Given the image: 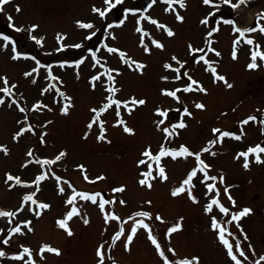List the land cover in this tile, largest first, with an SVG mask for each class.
Wrapping results in <instances>:
<instances>
[{
    "label": "rangeland",
    "instance_id": "374dc122",
    "mask_svg": "<svg viewBox=\"0 0 264 264\" xmlns=\"http://www.w3.org/2000/svg\"><path fill=\"white\" fill-rule=\"evenodd\" d=\"M15 1L20 2L22 9L19 7L17 12L16 6V17L10 15V9L1 11L4 19L0 24L10 22L8 18L11 17L18 27L35 26V31L46 37L50 48L36 49L30 44L27 34L13 32V35L18 36V42L24 43L25 48H34L43 56L42 59L53 61L52 71H57L62 78H59V83L54 82L56 87L51 85L50 89H46L44 79L48 80L45 71L37 69L31 72L39 64L19 56L25 48L19 45L13 48L11 55L9 49L2 50L0 47V89L7 86L12 97L18 99V105L9 100L0 104V143L7 150H12V155L31 151L30 157L34 160L39 159V155L48 158L65 153L55 166H46L45 170H52L60 180L73 183L81 193L87 192L98 200H103L100 198L102 195L97 193V189H101L109 201L101 209L98 201L93 203L77 195L72 204H66L63 202L65 195H56L54 185L47 180L41 196L49 207L42 208L41 212L24 210L14 224V228H20V232H14L16 237L33 252L32 263H24L99 264L97 250L102 246L103 264H165L167 254L163 252L162 257L164 249L161 247L167 239L170 264L183 260H192L193 264H235L219 238L220 228H223L225 238L232 244L233 253L241 263L264 264V161H251L249 170L241 159L233 157L237 150L249 145L264 147V59L258 55L255 61L252 59L254 52L264 54V33L258 32L256 40L250 45L252 50L256 47L253 53L241 39L235 49H231L237 42L236 36L233 37V24L223 22L231 20L236 26L249 27L259 21L264 25V20L258 16L264 12V0L239 2L234 9L231 7L236 0H231L230 4L212 0V5H205L203 0H185L184 8L179 4L172 5L175 11L169 6L162 7L159 0L155 3L149 0L151 6L146 9L140 8L143 0H121L119 4L112 0L116 6L107 13V22L119 18V23L105 31L102 30L103 18L90 12L91 3L103 6V0ZM125 7L127 10L132 7L137 13H126ZM176 13L184 19L177 20ZM212 13L214 15H210ZM82 18L91 19L92 30L79 27L78 22H82ZM205 18L208 23L202 24ZM153 20L165 27H158V23L151 22ZM137 28L142 31H137ZM166 28H170L174 35L169 37ZM210 31L212 35L208 36ZM55 32L67 38L65 50L53 56L52 34ZM209 39L213 49L219 52V56L209 52L211 59H220L215 64V72L222 74L219 76H223L224 80L217 79L216 83H211L204 79L207 93L196 90L185 92L180 88L176 97L162 96L159 92L162 87L176 91V84H187L177 78L176 69H172L175 64L172 58H180L184 63H181V70L185 72L193 59L189 56L188 46L202 48ZM153 41L161 43L163 48H157ZM76 44L81 47H74ZM94 44L99 46L96 60L85 51ZM111 47L120 49L131 61L123 60L118 53L108 52L107 48ZM14 56L18 58L13 59ZM77 61L83 62L75 64ZM133 61L143 64V69H137ZM253 62L257 66L250 68L249 64ZM100 64L108 66L111 72L101 74ZM165 65L171 67L166 68ZM198 68H192L190 73L203 79L207 76L204 73L206 70ZM29 72L32 75L26 76L25 73ZM107 73L113 80L107 78ZM95 75L98 80H93ZM4 78L8 81L7 85ZM228 84L232 87L229 88ZM113 87L117 89L114 93L110 91ZM0 97L9 98L4 92H0ZM132 98L143 99L145 104H128V108L132 109L129 112L124 104ZM113 99H122L118 110L114 108ZM108 102L110 108L106 106L97 117L92 110ZM69 103L71 106L65 114L62 108ZM198 103L205 107L196 108ZM20 108L25 111L21 112ZM184 108L191 112V116L184 114ZM160 112L167 113L165 120L161 119L164 116ZM245 115L244 120L249 117L256 119L248 124H244V120L239 122ZM26 122L30 125L24 124ZM180 122L186 127H173ZM29 127L30 131L17 135L21 129ZM125 127L132 131L126 132ZM165 128L168 132L163 133ZM213 129L240 135L241 139L228 136L213 144L211 142L220 135L213 133ZM182 146L193 155L177 156L175 159L166 155L162 156V163L157 162V170L163 167L167 179L153 178V183L148 181L151 187L137 182L143 167L154 163L150 156L143 155L146 150L155 156L162 148L176 152ZM205 148L209 151L205 152ZM6 157L0 155L1 172L5 170L2 162L8 161ZM142 160L145 163L139 164ZM199 161L205 162L210 173L216 177L227 214L217 211L204 214L202 211L204 202L213 193L204 185L212 180L200 183L201 175L196 171L191 182L183 184ZM18 162L19 155L15 158L16 165L10 162L7 167L11 173L18 171ZM117 185L122 186L120 188L124 191H114ZM0 186L3 188L0 187L1 203L7 207L14 201L12 198H18L19 191L15 188L8 191L3 183ZM180 187H184L185 191L173 196V190ZM73 207L79 215L67 219V213ZM244 209H249V212L238 220H232ZM138 212H147L149 216L139 217L136 215ZM112 216L117 219H111ZM157 216L160 219H156ZM106 217L109 219L106 220ZM62 219H67L72 235L59 227L58 221ZM85 219L88 223H84ZM141 219L148 225L147 229L139 225ZM213 220L219 228L213 227ZM7 226L6 221L0 222V237ZM177 226V231H170ZM133 228L136 229L133 240L127 244V236L132 234ZM118 233L119 238L114 239ZM149 233L156 239L159 248L149 239ZM166 234H169L168 237L161 239ZM0 243L7 254L9 245L1 240ZM45 246L58 249L60 254L42 251ZM62 246L65 249H61ZM240 252L244 253L243 256ZM17 264L23 263L19 260Z\"/></svg>",
    "mask_w": 264,
    "mask_h": 264
},
{
    "label": "snow or ice",
    "instance_id": "6c2138e0",
    "mask_svg": "<svg viewBox=\"0 0 264 264\" xmlns=\"http://www.w3.org/2000/svg\"><path fill=\"white\" fill-rule=\"evenodd\" d=\"M9 2H10V0H0V11H3L2 5L8 4ZM105 2L108 3V4H110V8L107 9V10H110L111 8H114V7L116 6V4H119V3L121 2V0H116V4H111V0H105ZM163 2L166 3L172 11H175V9H172V8H171V6H172L173 4H179V6H180L181 8H184V7L186 6V5H185V0H163ZM153 3H155V0H153ZM203 3H204L205 5H212V0H203ZM223 3H225V4H230V3H231V0H223ZM240 3H241V4L246 3V0H240ZM150 6H151V5H150ZM213 6H214V7H218L217 5H213ZM232 7L235 8V7H238V5L233 4ZM166 10H167V9H166ZM16 11H17V12L20 11L19 7L16 8ZM93 11H94V12H98L99 15H100L101 17L105 16V14H106L105 11H101L100 9H97V8H93ZM210 15H214V13H212V14H210ZM258 16L260 17V19L264 20V12L259 13ZM8 19L11 21V17H9ZM176 19L182 21L184 18H183V16L179 15V13H176ZM151 22L154 23V24L157 23V22L154 21V20L151 21ZM223 22H224V23H228V24H234V21H231V20H225V21H223ZM120 23L122 24L123 21H121ZM201 23H202V24H207V23H208V19L205 18L204 20L201 21ZM78 25H79L80 28H83V29H91V28H93V25H92L91 23H82V22H78ZM157 26H158V27H161V28H164V27H165L164 25H157ZM33 27H35V26H33ZM110 27H111V26H110ZM217 30H218V29H213V31H217ZM234 30L237 31V32H240L241 35H243V32H244V31H247V32H257V31H259L260 33H264V25H261V24L259 23V21H258V23H257V27L248 28V29H245V30H243V31H242L241 29H239V28H235ZM16 31H20V29H16ZM137 31H142V29L137 28ZM166 31H167V35H168L169 37H171V36L174 35V32H173L170 28H166ZM92 35L94 36L95 33H92ZM211 35H212V32L210 31V32L208 33V36H211ZM113 38H114V37H113ZM3 39H4L5 42H7V41L9 40V37H7V36H3ZM61 39H62V37H61ZM87 39H91V37H87ZM236 43H239V41H237ZM246 43L249 44V45H251V44L254 43V41H253L252 39H248V40L246 41ZM153 44H155V46H156L157 48H163V45H162L161 43L157 42V41H153ZM74 47H76V48H80L81 45H80V44H76V45H74ZM257 48H259V45H257ZM189 49H190V51L193 50V49H192V45H189ZM107 50H108L109 52H116V51H117V49H114V48H108ZM146 50H147V49H146ZM209 50H210V51H214V49H209ZM195 51L203 52L204 50H203V49H196ZM215 54H216L217 56H219V52H216ZM120 55H121V57L123 58V56H124L125 54H124V53H121ZM257 55H260V58H261V59H264V54H259L258 52H254L253 55H252V59H253V61H255V60L257 59ZM16 58H18V57H16V56L13 57V59H16ZM233 58H234V59L236 58L235 50L233 51ZM172 59H173V60H176V57H173ZM200 59H201V60H204V57L201 56ZM82 62H83V61H80V62H77V63L79 64V63H82ZM97 63H99V61H97ZM132 63H136V62L133 61ZM205 63H207V61H205ZM256 66H257V65H256L255 62L249 64V67H250V68H255ZM143 67H144L143 64H138V63H136V68H137V69L142 70ZM165 67H166V68H170L171 66H170V65H165ZM33 71H35V69H34ZM109 71L111 72V70H109ZM176 71L179 72V69H177ZM211 71H212L213 73H215L216 69H215V68H212ZM25 75H26V76H31L32 73H31V72H29V73H25ZM185 75H187V74H185ZM98 79H99L98 76H97V77H93V80H98ZM108 79H109V80H113V77L109 74ZM165 79H166V77H165ZM217 79H219V80H224V77H223V76H219V77H217ZM189 80H191V77H189ZM34 82H35V81H34ZM4 83H5V85L8 84V81H7L6 78H4ZM191 84H197V81H195V80H191ZM227 86H228L229 88L232 87L231 84H228ZM12 87H15V85H13ZM193 90H194V89L191 87V85H189L188 87H186L185 89H183V91H193ZM198 90L201 91V92L205 91V89H204L202 86H199V87H198ZM110 91L114 93L115 91H117V89H115V88L113 87V88L110 89ZM178 91H180V89H177L176 91H171V92H167V91H166V92H164V94H165V95L172 96V97H176V92H178ZM0 92H4V93H6V94H10V90H9V88H8L7 86L4 87V88H2V89H0ZM61 95H63V94L61 93ZM3 103H4L3 99H0V104H3ZM112 103L119 105V104H120V101L113 100ZM128 104H131V105H133V106H136V105H143V104H145V100H143V99L137 100L136 98H132L130 101H128L127 103L124 104V107H125V108H128ZM70 106H71L70 103H69L68 105H65L64 108H62V112H64V113L66 114L67 111H68V108H69ZM110 106H111V105H109V107H110ZM195 107L198 108V109H203L205 106H204L202 103H198V104L195 105ZM131 110H132L131 108H128V111H129V112H131ZM20 111L23 112V111H25V109L20 108ZM92 111H93L94 113H97V117L99 116V113L97 112L96 109H93ZM184 113H185L186 115H191V113L188 111L187 108L184 109ZM159 114H160V115H163V116H166V115H167L166 112H160ZM255 119H256L255 117H249L248 119L244 120L243 123H244V124H248L250 120H255ZM121 123H123V121H121ZM159 123H163V121H160ZM91 126H92V125L90 124L89 127H91ZM173 127H174V128L178 127V128H180V129H183V128L186 127V125H185V123L180 122L178 125H175V126H173ZM30 130H31L30 127L27 128V129H21V131H20L19 133H17V135H22L24 132H26V131H30ZM124 130H125L126 132H131V131H132V129L127 128V127H125ZM164 131H165V132H168V129L165 128ZM213 133H219V134H220V135L217 137V140H216V141H212V142H211V143H213V144H214V143H217L219 140H222L224 137H228V136H232V137H233L234 139H236V140L241 139V136H240V135H234L233 133H229V132H221L220 129H213ZM169 135H171V133H169ZM3 150L5 151V153L7 152V149H3ZM204 151L207 152V151H209V149L205 148ZM262 152H264V147L257 146L256 148H249L247 152L240 153L239 155L242 156V157H247V156L249 155V153H262ZM28 155L31 156V155H32V152L30 151V152L28 153ZM64 155H65V153L61 152V153L56 157L55 160H45V161H43L42 163H44V164H53V163H55L56 161L60 160L61 157L64 156ZM143 155H145V156H150L152 159H154V160H156V161L158 162V161L160 160V157H161V156L171 155V156L173 157V159H175L177 156H191V155H193V153L189 152L187 148H185V147L182 146L181 149H180L179 151H176V152H168V151L163 150V148H162L160 154L157 155V156H151V153H150L149 151H147V150L144 152ZM196 155H197V159L199 160V155H198V154H196ZM256 159H257V162H260L259 155H257ZM199 162H200V164H203V161H199ZM140 163L143 164V163H145V161L142 160V161H140ZM149 167H151V165H149ZM205 167H207V166H205ZM244 167H245V168L248 167L247 162L244 164ZM200 171H204V168H201ZM143 175L145 176V179H141V180L139 181V183H140L141 185H146V186H148V187H151V184L148 183V179H147L149 176H151V172L145 173V174H143ZM158 175H159L161 178H163V179H167V177H166V175H165V169H164L163 167H158ZM205 175H207V174H205ZM195 176H196V171L194 170V171H192V172L189 174L188 178L185 179V180L183 181V184H184V185H188V184L191 182L192 178L195 177ZM86 178H87V177H86ZM208 178H209V179H213V180L216 179L215 177H208ZM45 179H46V176H45V175H40V176L37 177L36 182L38 183L39 181H43V180H45ZM97 179H103V177H97ZM13 180H15V182H16L17 184H20V183H21L19 177H13V176H11V175H8V176H7V181H13ZM57 180L59 181V177H57ZM208 187H209V190H211L214 186H213V185H209ZM59 191H60L61 193H63L64 189H63V188H60ZM114 191L123 192L124 189H123V188H119V189H115ZM183 191H185L184 187L177 188V189L173 190L172 195H173V196L179 195V194H180L181 192H183ZM77 195L80 196L82 199H85V200H89V199H90V200H92L93 203H96V197H95V196H89V195H87V194H85V193H77L76 195H73V196L67 201V203L72 204L73 201L76 200V196H77ZM25 200L33 201V203H35V201L33 200V196H31V195L26 196V197H25ZM107 203H109V201H107V200H101L100 203H99V207H100L101 209H103L104 206H105V204H107ZM121 203H124V201H121ZM213 204H218V201H217V200H213V201L211 202V204L208 205V209H209V210H211ZM39 207H40V208H43V209H47V208L49 207V205L45 203V204H40ZM220 210H221V212H223V213H225V214H227V212H228V209H227V208H224L223 206H220ZM248 212H249V209H244L242 212L239 213L238 216L234 215V216L232 217V220H238L240 217L246 215ZM13 215H14V213H12V212H3V211H0V216H9V217H10V216H13ZM37 215H39V213H37ZM73 215H79V213H78V211H77V209H76L75 207H73L72 210H71L70 212L67 213V219H71ZM136 215L139 216V217H147V216H149V214H148L147 212H138V213H136ZM110 218H111V219H117V217H115V216H112V217H110ZM67 219L59 220V221H58V225H59V227H61L62 229H65V230L67 231V234H68V235H72L71 230L68 229V226H67ZM107 219H109V217H106V220H107ZM156 219H160V217L157 216ZM28 223H30V222H28ZM84 223H88L87 219L84 220ZM138 223H139V225H140L141 227L146 228V229L148 228V225L144 223L143 219H141L140 221H138ZM213 227H214V228H219V227H220L219 224H217L215 220H213ZM177 229H178V226H177V227H173L172 229H170V231H171V232H175V231H177ZM29 230H31V229H29ZM14 231L18 233V232H20V228L17 227V228L14 229ZM135 231H136V229L133 228V229H132V234H129V235L127 236V244H130V243L132 242V240H133V235L135 234ZM224 232H225V229L220 228V236H219V238H220L221 242H222V243L225 245V247L228 249V254H229V256L231 257V259H232L233 261H235V264H241V261L238 260V259H237V256L233 253V247H232V244H230L229 241L225 238ZM119 235H120V234L118 233L117 236H116L114 239H118V238H119ZM149 239L152 241L153 244H155V245L157 246V248H159V245L157 244L156 239L153 238V237L151 236L150 233H149ZM7 242H8L7 240L4 241V243H7ZM126 246H127V245H126ZM239 247H240L239 244H237V245H236L237 250H239ZM23 251H24V253H29V252H30V250H29L28 248H24ZM42 251L52 252V253H55L56 255H59V254H60V252H59L58 249H56V248H52V247H49V246H45V248L42 249ZM243 254H244L243 252H240V255H241V256H243ZM4 255H5V253H4L3 251H0V257H2V256H4ZM161 255H163V253H161ZM97 256L99 257V264H103V260H104V252H103V250H102V246H101V248H98V250H97ZM15 258H16V259H22L23 257H22V256H17V257H15ZM193 259H195V258H193ZM262 259H264V258H262ZM166 264H167V262H166ZM178 264H193V261H192V260H183V261H179Z\"/></svg>",
    "mask_w": 264,
    "mask_h": 264
}]
</instances>
